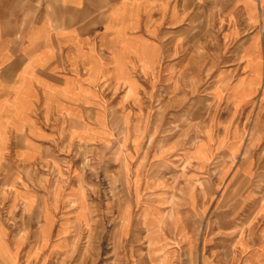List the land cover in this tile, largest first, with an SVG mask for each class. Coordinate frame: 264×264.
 <instances>
[{
  "label": "rangeland",
  "instance_id": "obj_1",
  "mask_svg": "<svg viewBox=\"0 0 264 264\" xmlns=\"http://www.w3.org/2000/svg\"><path fill=\"white\" fill-rule=\"evenodd\" d=\"M178 1L59 12L50 67L0 68V264H264V10Z\"/></svg>",
  "mask_w": 264,
  "mask_h": 264
},
{
  "label": "crops",
  "instance_id": "obj_2",
  "mask_svg": "<svg viewBox=\"0 0 264 264\" xmlns=\"http://www.w3.org/2000/svg\"><path fill=\"white\" fill-rule=\"evenodd\" d=\"M56 10L49 12V19H50V27L45 26L44 24H34L33 26H26L29 28V32L27 31V36L25 41V45L23 46L19 45V40H17L18 34L12 33L10 31V28H15L16 26H19L20 24H17L16 21L19 20H25V19H36L34 15H29L28 17L26 16V9H23L19 12L21 5H31L30 7L36 6L39 0H0V68L5 69V68H13V67H19V68H33L39 67V68H44L45 66L50 67L52 62L56 59H58V55L54 54L53 59L49 60L46 58V52L48 49L46 47H49L52 41H54L56 37V32L55 28L52 25L53 20L56 19L57 13H64L65 14V19L67 21V27L73 24H70V20L72 16H76L78 14H82V23H84L87 19L96 16V18L100 19L103 18L106 21L109 19H115L118 20L117 18V13L112 12L110 8L113 9L117 7V4H122L126 5L128 7H136L140 6L142 4H145L146 7V12H145V17L147 19L153 18V15H160L161 18H169L172 16L179 17L180 14L182 15L185 11V8L183 7L182 11L175 10V8L178 7V0H56ZM228 4L232 5L237 1H241L243 4H252L253 7L255 6V0H225ZM173 2V6L171 9L172 12H170L169 16V4ZM53 3V1L50 2V4ZM177 3V5L175 4ZM214 3V2H213ZM154 6H150V5ZM176 6H175V5ZM185 4V3H184ZM182 3V5H184ZM258 4V13L264 10L262 6L264 5V0H257ZM33 5V6H32ZM121 6V5H120ZM17 7V8H16ZM107 10V12H106ZM111 10V11H110ZM116 10V9H115ZM5 11H8V15L6 16L4 13ZM110 11V13L108 12ZM103 14V16H98L100 14ZM260 14V13H259ZM91 15V16H90ZM8 21V22H7ZM7 22V23H6ZM81 23V24H82ZM8 27L9 31L6 32L4 29ZM23 26V28H26ZM33 27V28H32ZM43 28L39 33L38 29ZM86 27V26H85ZM69 28V27H68ZM21 29V26H20ZM26 34V33H25ZM64 34L69 35L67 42H70L74 46V41L75 45H77L78 49L84 50L83 45H87L88 40H86V33L85 31L80 32L79 30H71L67 31ZM63 35V33H62ZM41 37V38H39ZM55 42V41H54ZM59 44L55 45L52 47L53 50L58 48ZM82 47V49H81ZM21 60H24L22 64L19 62ZM49 61V62H48ZM36 62V63H35ZM22 65V66H21ZM30 69V70H31Z\"/></svg>",
  "mask_w": 264,
  "mask_h": 264
}]
</instances>
